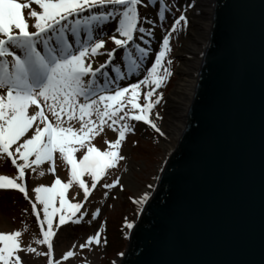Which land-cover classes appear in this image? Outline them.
I'll list each match as a JSON object with an SVG mask.
<instances>
[{
    "label": "snow or ice",
    "instance_id": "1",
    "mask_svg": "<svg viewBox=\"0 0 264 264\" xmlns=\"http://www.w3.org/2000/svg\"><path fill=\"white\" fill-rule=\"evenodd\" d=\"M33 2L38 10H31L29 3L0 0V154L11 159L21 181L17 183L15 178L0 175V189H17L27 198L23 183L26 168L52 163L55 153L67 164L69 178L66 183L57 178L50 186L40 185L33 189L35 202L32 210L38 216L42 237L35 242L47 246V264H59L52 259L53 217L59 214L55 224L59 228L68 222L78 224L85 215L81 211L82 202L70 203L65 199V190L75 183L87 200L105 170L124 159L120 155L121 143L126 133L134 132V126L128 121L143 122L160 136L165 135L150 118V110L161 100L156 89L171 74L167 67H163L161 73L162 61L170 51V36L165 34L158 42V50L154 51V59L143 78L122 87L116 83L124 78L120 68H111L116 73L112 81H109V72L105 69L113 63L117 50L127 51L128 48L135 50L130 57L135 53L139 57L130 58L127 71L133 73L140 69L152 50L136 42L137 33L145 45L150 43L145 36H153L154 33L151 28L143 26L145 17L139 14L138 6L147 7L153 0ZM22 9H29L27 16L32 19L31 26L22 17ZM167 10L165 0H159L156 15L160 20L165 18ZM181 22L187 24L183 12L167 31H177ZM147 23L152 24L153 21L148 20ZM109 24L115 25L111 35H107ZM29 27L34 30H29ZM105 35L115 48H105ZM100 55L107 59L93 67L91 58ZM101 78L103 84L99 82ZM141 88L147 90L141 93ZM141 95L142 104L138 102ZM159 118L157 113L156 119ZM74 121H79L78 128L72 126ZM105 124L117 135L115 140L105 141L109 146L100 151L91 143V138ZM80 150L83 154L77 158L75 153ZM48 171L52 172L53 168L49 167ZM84 176L90 177L91 187L82 179ZM118 183V179L113 180L103 187L111 189ZM149 195L145 191L137 198L129 199L139 206L148 200ZM57 198L59 208L54 206ZM36 202L42 206L41 209H37ZM39 211L43 212L42 220L39 219ZM99 211L96 209L91 213L93 219ZM125 224L128 229L133 228L132 223L125 221ZM44 225H47L46 230ZM19 236L17 231L0 233V264H23L18 253L35 252L31 247L22 248ZM100 236L98 229L80 247L99 244ZM73 255L72 251H67L62 259Z\"/></svg>",
    "mask_w": 264,
    "mask_h": 264
},
{
    "label": "water",
    "instance_id": "2",
    "mask_svg": "<svg viewBox=\"0 0 264 264\" xmlns=\"http://www.w3.org/2000/svg\"><path fill=\"white\" fill-rule=\"evenodd\" d=\"M183 128L119 264H264V0H211Z\"/></svg>",
    "mask_w": 264,
    "mask_h": 264
},
{
    "label": "rangeland",
    "instance_id": "3",
    "mask_svg": "<svg viewBox=\"0 0 264 264\" xmlns=\"http://www.w3.org/2000/svg\"><path fill=\"white\" fill-rule=\"evenodd\" d=\"M19 3H29L31 10H38V6L35 5L33 0H17ZM196 0H165V4L168 6V10L165 12V18L160 20L156 13L159 11V0H153V3L147 7L142 6L139 10V14L145 19L142 24L146 28H151L154 33L153 36H145V39L150 43L145 45L142 40L139 39V33H137L136 42L142 47L150 48L149 56L144 58L145 64H141L138 71L133 72L136 76L134 79L129 80L127 76L130 74L127 71L126 65L131 59L139 57L138 53L130 57L131 53L135 50L128 48L127 51L117 50L113 57V63L108 66L105 71L109 72V81L115 79L116 73L111 71V68L118 67L121 70V75L124 77L122 80H117L122 87H126L128 83H135L138 79H142L146 71V68L150 66L151 60L154 58V51L158 48V42L162 40L163 35L168 34L170 36V51L166 54L165 59L162 61L163 67H167L170 70V75L166 81L161 84V87L156 89V92L161 94V100L154 105L150 110V118L161 127L162 123L167 118L168 113V97L170 92L174 89L178 83V67L182 63L183 55L179 50L186 39L187 32H190V18L188 12L193 10ZM189 5H192L189 7ZM29 9H22V17L31 26L32 19L27 16ZM183 12L186 17L187 24L178 26L177 31L168 32L174 19L178 18ZM152 20V24H148L147 21ZM209 24V23H208ZM114 28V24H109ZM29 30H34L29 27ZM209 30V28H208ZM208 33V31H207ZM112 32H108L107 35H111ZM107 35L104 36L105 48L112 49L116 46L114 43L107 39ZM118 35V34H117ZM179 52V53H178ZM123 57V59H122ZM201 53L198 57V65L194 66L193 76L195 78L198 73ZM93 67H97L99 63L104 62L107 57L104 55L92 57ZM171 61V63H169ZM103 84V78L99 81ZM114 87L113 84L109 85ZM147 89L141 88V93ZM154 97L150 98L153 99ZM139 103H143L142 95L138 100ZM127 107V106H126ZM159 113V119H156V114ZM186 116V114H185ZM184 116V120H185ZM182 124L183 125V122ZM110 122V121H109ZM128 123L134 126V132L126 133L125 139L121 143L120 155L124 159L117 162L115 167H111L105 170V174L98 180L97 185L90 191L87 200L84 199L83 190L75 183L70 185L65 190V199L70 203L82 202L81 211L85 213L82 221L78 224H72L71 222L61 225L59 228L55 227L58 223V216L53 217V232L52 237V259L59 264H119L120 256L126 250V239L128 237L129 230L126 227L125 221L135 224L137 217L139 216L140 208L142 205H137L130 200L129 197L137 198V194H143L147 191L151 193L156 184V179L160 173L162 164L169 156L165 148L162 146V136L156 133L150 126L143 122L128 121ZM74 128L79 127V121L72 122ZM184 126V125H183ZM152 132L155 136H152ZM117 133L107 127V124L103 125L101 130L97 132L95 136L91 138V143L100 151L106 149L109 145L105 141H113L116 139ZM152 136V137H151ZM135 141V144L133 143ZM176 142L172 146L174 148ZM173 150V149H172ZM171 150V151H172ZM170 151V152H171ZM83 154V150L75 153V156L79 158ZM0 156V175H6L9 178H15L17 183L21 181L17 178L15 171L7 164ZM20 161H17L19 163ZM66 163L60 159L59 154H54V161L52 163L44 162L39 166H33V168L25 169L24 184L26 186L27 197L31 200L30 203L35 202V194L33 189L37 186L44 185L50 186L52 181L60 179L61 182L66 183L68 181V170L65 167ZM49 167L53 168L52 172H49ZM40 173H43L41 175ZM86 184L91 187L90 177L85 176ZM119 180V183L111 188L106 189L104 184L112 183L113 180ZM121 185L123 187H121ZM151 185L149 188L148 186ZM107 193V195H105ZM22 193L17 189H0V233H11L17 231L20 233L19 243L22 248L31 247L35 249V252H19L23 264H47V252L46 245L37 244V239L41 237V226L38 221L35 222L33 218L32 206H27L23 200ZM29 203V204H30ZM37 209H41L42 206L38 202ZM31 205V204H30ZM56 208H59V199L54 203ZM100 209L98 216L93 219L91 213ZM79 216V213H77ZM39 219H43V212L39 211ZM101 223L103 227L101 228ZM45 230L47 225H44ZM100 230V243H92L91 245L81 248L80 245L85 242L89 235H94L96 230ZM67 251H72L74 255L66 259H62L63 255ZM62 261V262H61Z\"/></svg>",
    "mask_w": 264,
    "mask_h": 264
},
{
    "label": "bare ground",
    "instance_id": "4",
    "mask_svg": "<svg viewBox=\"0 0 264 264\" xmlns=\"http://www.w3.org/2000/svg\"><path fill=\"white\" fill-rule=\"evenodd\" d=\"M210 13L211 0H197L194 9L188 13V16H191L189 22L190 32H187L186 39L179 50L180 54L183 55L182 63L178 67L179 79L168 97V116L161 125V130L165 134L162 136V146L167 153H170L173 149L172 146L177 141L178 134L183 128L181 124L196 84V81H193L192 72L194 71V66L198 65L199 54L202 53L208 39L207 31ZM140 195V193L137 194V197Z\"/></svg>",
    "mask_w": 264,
    "mask_h": 264
}]
</instances>
